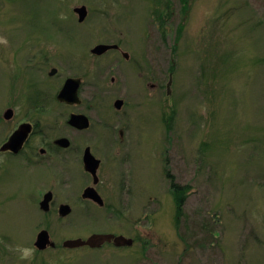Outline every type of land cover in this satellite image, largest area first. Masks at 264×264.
Here are the masks:
<instances>
[{"label": "rangeland", "instance_id": "374dc122", "mask_svg": "<svg viewBox=\"0 0 264 264\" xmlns=\"http://www.w3.org/2000/svg\"><path fill=\"white\" fill-rule=\"evenodd\" d=\"M182 2L0 0V38L7 40L0 43V114L12 107L21 116L37 91L51 96L45 105L60 107L55 93L71 75L69 60L116 41L114 27L151 51L156 77L166 79L174 61L170 95L155 91L152 136L119 174L103 177L127 168L137 185L136 207L116 208L121 219L78 205L61 219L54 209L41 213L33 181L8 173L24 198L5 205L0 232L16 227L28 236L37 224L57 244L108 230L135 238L127 248L47 249L46 264H264V0H187V10ZM80 5L87 8L82 22L73 10ZM172 181L188 190L176 221Z\"/></svg>", "mask_w": 264, "mask_h": 264}, {"label": "flooded vegetation", "instance_id": "af4514ba", "mask_svg": "<svg viewBox=\"0 0 264 264\" xmlns=\"http://www.w3.org/2000/svg\"><path fill=\"white\" fill-rule=\"evenodd\" d=\"M119 17L125 18L122 11ZM116 28L118 31L115 33L120 34L121 37L109 42V44H116V47L99 54L92 52L96 44L103 43L99 42L89 49L93 57L80 58L76 53L69 60L71 75L64 81L67 78L79 79L78 100L74 102L59 100L57 98L59 88L55 93V99L60 107H56L59 108L56 110L53 105H45L47 101H50L51 96L47 92L37 91L27 96L28 105L22 108L21 116L12 107H7L3 113L1 112V216L5 215L7 207L5 205L12 199L19 201L24 198L19 186L14 187L8 184V173L11 170H15L17 176L19 174L33 181L35 196L32 198V203L36 209L45 214L54 209L59 219L63 218L58 212L61 204L70 205L71 211L72 205L88 209L93 207L104 209L107 214L115 215L118 219H121L123 215L116 208L126 211L135 208L138 204L137 185H134L132 179L127 180V168L125 173L116 175L117 178L111 177L108 182L104 181L103 177L110 170L114 172L116 170L119 174L121 168H124L130 160L131 151L137 150L144 140L152 136L153 119L150 109L155 98V91L161 92L163 88L166 95H170L171 72L168 69L166 79L162 76L156 77L151 51L149 49L143 51L138 48V43L129 39L130 42L125 40L122 37L124 28L114 27L115 30ZM125 46L128 47L125 48ZM107 55L110 57L104 58ZM53 68L56 70L50 74ZM56 72L57 67H52L48 75L53 76ZM108 75L110 78L107 82ZM7 109L11 110L8 117L5 115ZM23 123H28L30 126L22 143L6 146ZM91 160L97 161L95 174L86 167V161L90 163ZM6 178L7 181L4 182ZM89 187L95 189L102 203L84 195ZM46 193H51V197L48 210L44 211L40 203ZM59 194L68 195L66 199H60ZM15 204L21 210L20 203ZM36 226L37 224H33L32 232L28 236L21 234L16 227L0 232V264H25L18 259L16 253L9 250L16 245L34 246L37 249L31 264H46L42 253L47 249L78 248L64 247L62 242L65 239L61 244H57L51 238L49 231L54 245L44 249L38 248L35 245L37 234L40 230L47 228L38 229ZM136 226L131 221V228ZM104 232L125 235L115 230ZM90 234L77 237L86 238ZM131 238L135 242V238ZM133 244L116 246L113 241H105L97 248L101 249L104 246L127 248Z\"/></svg>", "mask_w": 264, "mask_h": 264}, {"label": "water", "instance_id": "95a60500", "mask_svg": "<svg viewBox=\"0 0 264 264\" xmlns=\"http://www.w3.org/2000/svg\"><path fill=\"white\" fill-rule=\"evenodd\" d=\"M74 11L78 14L79 21H82L87 14V9L85 5L74 7ZM116 46H117L116 44L99 43V44H96L92 48V52L99 54L110 48L116 47ZM55 70L56 69L53 68L50 74H53ZM78 85H79V79L67 78L64 81L62 87L60 88L57 94V98L61 101H66V102H74L78 100V95H77ZM10 114H11V110L7 109V111L5 112V115L8 117ZM29 126L30 125L28 123L21 124L18 130L16 131V134L12 138L9 139L6 146H9L12 144H18V145L21 144L22 140L27 135ZM96 165H97L96 160L95 161L91 160L90 163L86 161V167L90 168L94 172V174H95ZM84 195L90 196L91 198H94L101 203L103 202L100 196L95 191V189L92 187L87 188L85 190ZM50 197H51V193H46L40 203V207L44 211L48 210V202H49ZM70 211H71V208H70V205L68 204H61L58 210L59 215L62 217L68 215ZM105 241H113L116 246L131 245L134 242L133 238L127 237L123 234L115 235L113 233L94 232L86 238H81V237L67 238L62 242V245L66 248H75V247H80V246H85V245L91 248H97V247H100ZM35 245L40 249H44L49 245L50 246L54 245V242L50 239L49 232L47 229H42L38 232Z\"/></svg>", "mask_w": 264, "mask_h": 264}, {"label": "trees", "instance_id": "16d2710c", "mask_svg": "<svg viewBox=\"0 0 264 264\" xmlns=\"http://www.w3.org/2000/svg\"><path fill=\"white\" fill-rule=\"evenodd\" d=\"M183 2V7L185 10H187V3L186 1L187 0H182ZM168 6H166V9H167ZM166 12V11H165ZM166 13H164L165 15ZM156 17H159V21H160V26L163 27L164 25V16H163V13H158V15ZM181 29H182V24L180 23L179 25V28H178V32H177V35L175 37V43L178 41L180 35H181ZM164 34V33H163ZM174 43V44H175ZM175 49V46L173 47ZM169 71L171 72V74L173 73L174 71V61L171 62L170 64V67H169ZM169 121L167 122L168 123V127H170V121H171V117L168 119ZM187 187L186 186H183V185H179V184H176L174 183L173 181L171 182V192H172V196H173V199H174V203H175V207H176V218H175V221L178 219V216L181 214V210H182V205L184 203V200H185V195H186V192H187Z\"/></svg>", "mask_w": 264, "mask_h": 264}, {"label": "clouds", "instance_id": "9594fccd", "mask_svg": "<svg viewBox=\"0 0 264 264\" xmlns=\"http://www.w3.org/2000/svg\"><path fill=\"white\" fill-rule=\"evenodd\" d=\"M0 43L7 44V40L0 38ZM10 251L17 254L18 259L25 264H31L32 260L35 258V254L37 249L34 246H23V245H16L14 247L9 248Z\"/></svg>", "mask_w": 264, "mask_h": 264}]
</instances>
